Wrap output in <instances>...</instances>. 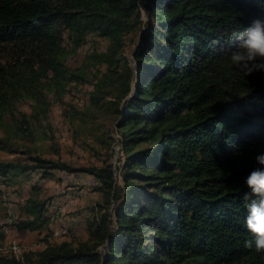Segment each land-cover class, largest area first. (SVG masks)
Instances as JSON below:
<instances>
[{
  "label": "trees",
  "instance_id": "trees-1",
  "mask_svg": "<svg viewBox=\"0 0 264 264\" xmlns=\"http://www.w3.org/2000/svg\"><path fill=\"white\" fill-rule=\"evenodd\" d=\"M256 19L264 0H0V148L33 139L54 100L77 128L114 122L120 144L115 168H75L30 147L31 165L0 160L4 187L32 170L83 171L101 196L85 239L19 255L0 245V264H264L245 247L254 196L244 183L264 152V72L244 76L230 61ZM137 35L132 65L124 48ZM85 84V106L62 100ZM32 192L15 202L19 231L52 220V197Z\"/></svg>",
  "mask_w": 264,
  "mask_h": 264
},
{
  "label": "rangeland",
  "instance_id": "rangeland-1",
  "mask_svg": "<svg viewBox=\"0 0 264 264\" xmlns=\"http://www.w3.org/2000/svg\"><path fill=\"white\" fill-rule=\"evenodd\" d=\"M142 20H146L144 12L142 13ZM137 38L138 35L129 41L124 48V54L132 65L134 64L132 56L137 47ZM100 45L102 47L103 44ZM91 47H93V42L89 40L79 48L76 55L69 59L71 66L80 65L82 57ZM89 90H91L89 84L72 87L71 92L66 93L62 100L78 108L85 106ZM63 107L61 101L54 100L47 117L35 124L33 139L18 142V146L14 150L0 148V160L18 161L25 165H31L33 163L29 158V154L25 152V149L30 147L33 149V155L37 154L45 159L65 162L75 168L99 167L104 163L113 165L114 140L111 143L108 134L112 137V133L116 132L114 122L111 123L107 118L98 117L94 123L77 128L79 127L78 124L82 125V123L79 121H77L78 124L76 122L71 123L63 119L61 116ZM21 108L27 110L28 106L23 105ZM115 164H117V161H115ZM52 172L53 175L42 177L38 170H32L26 177H17L16 184L10 187L0 185V221L4 218L8 201H12L15 207L17 203L18 207L20 202L33 194V185L38 187V191L44 199L52 197L47 206L48 213L52 217L48 225L32 231H19L13 225L4 230L0 226L2 252H13L19 255L23 251L43 248L47 241L57 242L73 238L85 239L87 237V215L77 213V220L75 221L73 218L74 213L79 212L80 209H82L81 211L88 210L92 212L94 208L92 210L91 208L95 207L101 199L96 190H92L85 184L87 181L85 178L90 174L83 171L70 172L73 177L67 179L60 170ZM72 186L74 190H69L72 189L69 188ZM69 191L81 194L77 195V193ZM58 197H64L66 200H57ZM68 200L72 202L69 203ZM70 205L74 206L70 208ZM62 229H66L65 232H62Z\"/></svg>",
  "mask_w": 264,
  "mask_h": 264
},
{
  "label": "clouds",
  "instance_id": "clouds-1",
  "mask_svg": "<svg viewBox=\"0 0 264 264\" xmlns=\"http://www.w3.org/2000/svg\"><path fill=\"white\" fill-rule=\"evenodd\" d=\"M239 49L230 56L234 69L244 76L264 72V21L256 19L239 36ZM254 167L244 183L254 196L247 205L245 225L253 239L245 241V247L255 246L257 252H264V152L255 156Z\"/></svg>",
  "mask_w": 264,
  "mask_h": 264
},
{
  "label": "bare ground",
  "instance_id": "bare-ground-1",
  "mask_svg": "<svg viewBox=\"0 0 264 264\" xmlns=\"http://www.w3.org/2000/svg\"><path fill=\"white\" fill-rule=\"evenodd\" d=\"M112 138L114 139V143H113V151H114V156H113V161L115 159V156L117 157L118 154H119V147H120V144L118 142V137H117V134L116 133H112ZM115 140H117L118 142V146L115 148ZM116 161V159H115ZM62 171V174L63 176L65 175V177H67V175H72V173H65V171L61 170ZM92 180L93 182H97L96 179H94L92 177ZM86 186H88L89 188H92L93 186L95 185H87V181H86ZM17 218V210H16V207L13 205V202L12 201H8L7 203V206H6V213L4 215V218L0 221V226L4 229V230H7L8 226H11L12 223L15 222ZM66 229H62V232H65ZM13 247H15V245H13Z\"/></svg>",
  "mask_w": 264,
  "mask_h": 264
},
{
  "label": "crops",
  "instance_id": "crops-1",
  "mask_svg": "<svg viewBox=\"0 0 264 264\" xmlns=\"http://www.w3.org/2000/svg\"><path fill=\"white\" fill-rule=\"evenodd\" d=\"M69 188H72V189H69V190H74V187L72 186V187H69ZM69 192H72V193H77V195H80L81 193H78V192H73V191H69ZM57 200H61V201H64V200H66L64 197H58L57 198ZM101 200V199H100ZM99 200V201H100ZM68 202L70 203V202H72L71 200H68ZM72 206H74V205H70V208H72ZM82 209H80V211L79 212H75L74 213V220L76 221L77 220V213H85V216L87 215V218L91 215V212H89L88 210H83V211H81ZM91 210H92V208H91ZM73 224V223H72Z\"/></svg>",
  "mask_w": 264,
  "mask_h": 264
},
{
  "label": "built area",
  "instance_id": "built-area-1",
  "mask_svg": "<svg viewBox=\"0 0 264 264\" xmlns=\"http://www.w3.org/2000/svg\"><path fill=\"white\" fill-rule=\"evenodd\" d=\"M118 146V142H117V140H115V148ZM117 157L115 156V159H116ZM115 159H114V161H113V168H115ZM65 171V170H64ZM65 173H66V171H65ZM71 177H73V175H67V179H69V178H71ZM86 180H87V185H97V183L96 182H93V180H92V175H90V176H88L87 178H85Z\"/></svg>",
  "mask_w": 264,
  "mask_h": 264
},
{
  "label": "water",
  "instance_id": "water-1",
  "mask_svg": "<svg viewBox=\"0 0 264 264\" xmlns=\"http://www.w3.org/2000/svg\"><path fill=\"white\" fill-rule=\"evenodd\" d=\"M109 242V241H108Z\"/></svg>",
  "mask_w": 264,
  "mask_h": 264
}]
</instances>
